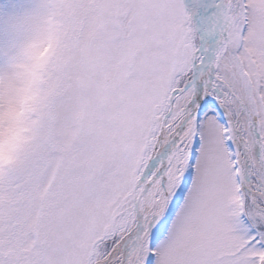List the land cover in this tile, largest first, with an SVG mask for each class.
Returning <instances> with one entry per match:
<instances>
[{"label": "snow or ice", "instance_id": "6c2138e0", "mask_svg": "<svg viewBox=\"0 0 264 264\" xmlns=\"http://www.w3.org/2000/svg\"><path fill=\"white\" fill-rule=\"evenodd\" d=\"M0 264H264V0H0Z\"/></svg>", "mask_w": 264, "mask_h": 264}]
</instances>
